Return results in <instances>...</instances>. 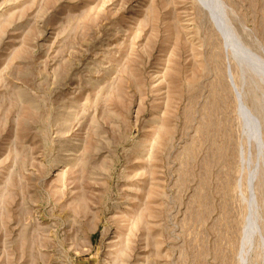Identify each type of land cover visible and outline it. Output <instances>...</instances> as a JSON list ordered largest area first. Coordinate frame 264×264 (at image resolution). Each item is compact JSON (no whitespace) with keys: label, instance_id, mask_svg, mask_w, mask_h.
I'll return each mask as SVG.
<instances>
[{"label":"rangeland","instance_id":"1","mask_svg":"<svg viewBox=\"0 0 264 264\" xmlns=\"http://www.w3.org/2000/svg\"><path fill=\"white\" fill-rule=\"evenodd\" d=\"M201 1L0 0V264H264V0Z\"/></svg>","mask_w":264,"mask_h":264},{"label":"bare ground","instance_id":"2","mask_svg":"<svg viewBox=\"0 0 264 264\" xmlns=\"http://www.w3.org/2000/svg\"><path fill=\"white\" fill-rule=\"evenodd\" d=\"M206 1L207 2L205 3L208 6L209 11L211 10L212 14H214L213 20L218 24V27L221 29L222 33L226 36V38L232 40L231 32L226 27L227 25L225 23V17H224L225 9L223 3L220 0H206Z\"/></svg>","mask_w":264,"mask_h":264},{"label":"water","instance_id":"3","mask_svg":"<svg viewBox=\"0 0 264 264\" xmlns=\"http://www.w3.org/2000/svg\"><path fill=\"white\" fill-rule=\"evenodd\" d=\"M201 3H202V1H201ZM206 8H207V10L209 11V8H208V6H206L204 3H202ZM210 12V16H211V18H213L214 19V14H212V12H211V10L209 11ZM218 29L220 30V28L218 27ZM227 40V39H226ZM228 43V42H227ZM227 46V48H228V45H226ZM239 99H241V96L239 95ZM255 119L259 122V119L257 118V116L255 115ZM256 230V229H255Z\"/></svg>","mask_w":264,"mask_h":264}]
</instances>
